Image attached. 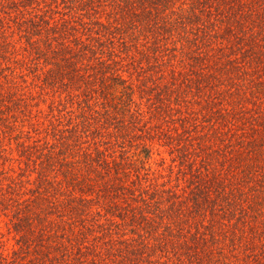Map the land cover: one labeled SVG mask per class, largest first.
Listing matches in <instances>:
<instances>
[{"label":"trees","instance_id":"obj_1","mask_svg":"<svg viewBox=\"0 0 264 264\" xmlns=\"http://www.w3.org/2000/svg\"><path fill=\"white\" fill-rule=\"evenodd\" d=\"M2 221L0 264H264V0H0Z\"/></svg>","mask_w":264,"mask_h":264},{"label":"rangeland","instance_id":"obj_2","mask_svg":"<svg viewBox=\"0 0 264 264\" xmlns=\"http://www.w3.org/2000/svg\"><path fill=\"white\" fill-rule=\"evenodd\" d=\"M160 151L162 152V154H163V149L162 148H160ZM166 156H167V154H165ZM156 157H159L160 155H155ZM169 157V156H168ZM168 161V163H170V161L169 160H167ZM0 238H1V240H3L4 242V245H6V247H8V249H10L12 246H13V244H14V239H13V236H12V234H10L9 232H8V230H7V227H6V225H5V222L4 221H2L1 222V228H0Z\"/></svg>","mask_w":264,"mask_h":264}]
</instances>
